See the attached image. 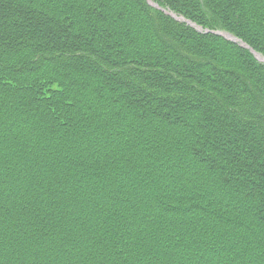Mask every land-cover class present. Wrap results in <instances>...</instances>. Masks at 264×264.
Wrapping results in <instances>:
<instances>
[{
    "label": "trees",
    "instance_id": "trees-1",
    "mask_svg": "<svg viewBox=\"0 0 264 264\" xmlns=\"http://www.w3.org/2000/svg\"><path fill=\"white\" fill-rule=\"evenodd\" d=\"M150 1L0 0V264H264V0Z\"/></svg>",
    "mask_w": 264,
    "mask_h": 264
},
{
    "label": "water",
    "instance_id": "water-1",
    "mask_svg": "<svg viewBox=\"0 0 264 264\" xmlns=\"http://www.w3.org/2000/svg\"><path fill=\"white\" fill-rule=\"evenodd\" d=\"M154 6H155V5H154ZM181 20H182V19H181ZM192 26H194V25H192ZM215 34H218V35H220V36H223L224 38H226L227 40H230V41H232V42H239L238 40H236L233 36H231V35H229V34H225V33H221V32H217V33L215 32ZM241 46H243V47H245V48H248V47L245 46L244 44H241ZM253 54H254L255 58H256L258 61L264 63V57H260V55L254 53V52H253Z\"/></svg>",
    "mask_w": 264,
    "mask_h": 264
},
{
    "label": "rangeland",
    "instance_id": "rangeland-1",
    "mask_svg": "<svg viewBox=\"0 0 264 264\" xmlns=\"http://www.w3.org/2000/svg\"><path fill=\"white\" fill-rule=\"evenodd\" d=\"M148 1V3L150 4V5H152V6H154V4L152 3V1H150V0H147ZM217 32H221V33H224V32H222V31H216V33ZM214 34H215V32H214ZM225 34H228V33H225ZM216 35H218V34H216ZM220 36V35H219ZM223 37V36H222ZM224 38V37H223ZM226 39V38H225ZM261 57V56H260ZM261 63H263V62H261Z\"/></svg>",
    "mask_w": 264,
    "mask_h": 264
}]
</instances>
